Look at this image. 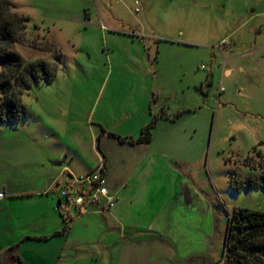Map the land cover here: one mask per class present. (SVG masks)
Returning <instances> with one entry per match:
<instances>
[{
	"label": "rangeland",
	"instance_id": "1",
	"mask_svg": "<svg viewBox=\"0 0 264 264\" xmlns=\"http://www.w3.org/2000/svg\"><path fill=\"white\" fill-rule=\"evenodd\" d=\"M8 1L27 19L25 42L12 51L52 64L56 76L24 93L27 119L0 124V133L27 127L58 133L65 145L75 138L95 164L103 131L136 139L151 112L204 107L206 129L201 121L191 140L206 134L203 160L193 172L205 244L220 260L228 212L264 214V186L247 187L264 177V0ZM97 224L89 237L74 225L66 244L24 241L9 250L10 238L0 237V264H117L118 235Z\"/></svg>",
	"mask_w": 264,
	"mask_h": 264
},
{
	"label": "crops",
	"instance_id": "2",
	"mask_svg": "<svg viewBox=\"0 0 264 264\" xmlns=\"http://www.w3.org/2000/svg\"><path fill=\"white\" fill-rule=\"evenodd\" d=\"M157 113H150L151 119L161 117L149 142L129 145L102 132L95 164L84 161L75 138L65 145L58 133L27 127L0 133V237L10 238L3 248L54 239L66 244L74 225L82 224L89 237L100 219L120 240L117 264H223L205 244L206 206L193 172L195 164L201 166L206 134L196 145L191 140L206 109ZM100 167L104 187L115 199L111 209L104 208V200L78 209L60 197L66 183ZM195 203L201 209H193Z\"/></svg>",
	"mask_w": 264,
	"mask_h": 264
},
{
	"label": "trees",
	"instance_id": "3",
	"mask_svg": "<svg viewBox=\"0 0 264 264\" xmlns=\"http://www.w3.org/2000/svg\"><path fill=\"white\" fill-rule=\"evenodd\" d=\"M26 22V18L11 10L8 0H0V124H15L27 119L28 112L21 102L24 93L32 85L50 82L56 76V68L52 64L44 61L27 63L12 51L13 44L25 42ZM159 117H152L136 139L122 138L105 131L103 133L129 145L146 143L151 140L150 131ZM177 117L175 115L172 119ZM96 149L99 151L98 140ZM260 180L248 178L247 187L264 186V177ZM232 183L233 179L230 178L229 185L237 192L238 188L233 187ZM69 222L63 232L67 231ZM223 244L224 251L220 259L223 264H264V214L244 208L228 212Z\"/></svg>",
	"mask_w": 264,
	"mask_h": 264
},
{
	"label": "built area",
	"instance_id": "4",
	"mask_svg": "<svg viewBox=\"0 0 264 264\" xmlns=\"http://www.w3.org/2000/svg\"><path fill=\"white\" fill-rule=\"evenodd\" d=\"M201 70H205L204 67H201ZM3 197V194H0V199ZM60 197L78 209L98 205L102 200L105 201L106 210L111 209L115 204V199L109 196L104 187L102 167L85 179L66 183L60 192Z\"/></svg>",
	"mask_w": 264,
	"mask_h": 264
}]
</instances>
